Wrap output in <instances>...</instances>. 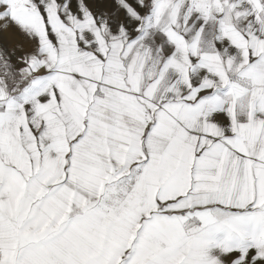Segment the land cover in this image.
<instances>
[{
  "label": "snow or ice",
  "instance_id": "obj_1",
  "mask_svg": "<svg viewBox=\"0 0 264 264\" xmlns=\"http://www.w3.org/2000/svg\"><path fill=\"white\" fill-rule=\"evenodd\" d=\"M0 29V264H264V0H0Z\"/></svg>",
  "mask_w": 264,
  "mask_h": 264
},
{
  "label": "rangeland",
  "instance_id": "obj_2",
  "mask_svg": "<svg viewBox=\"0 0 264 264\" xmlns=\"http://www.w3.org/2000/svg\"><path fill=\"white\" fill-rule=\"evenodd\" d=\"M11 31V30H10ZM2 32V33H1ZM8 35V33H5L2 29H0V43H3L4 42V37ZM15 41H18V42H21L23 43L24 42V38L23 36L17 34L14 38H13ZM11 42V41H10Z\"/></svg>",
  "mask_w": 264,
  "mask_h": 264
},
{
  "label": "crops",
  "instance_id": "obj_3",
  "mask_svg": "<svg viewBox=\"0 0 264 264\" xmlns=\"http://www.w3.org/2000/svg\"><path fill=\"white\" fill-rule=\"evenodd\" d=\"M2 33V32H1Z\"/></svg>",
  "mask_w": 264,
  "mask_h": 264
}]
</instances>
